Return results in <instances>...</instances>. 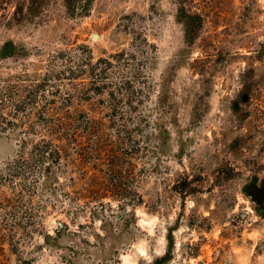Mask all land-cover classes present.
<instances>
[{"label": "rangeland", "instance_id": "374dc122", "mask_svg": "<svg viewBox=\"0 0 264 264\" xmlns=\"http://www.w3.org/2000/svg\"><path fill=\"white\" fill-rule=\"evenodd\" d=\"M59 120L79 127L85 153L46 175L28 133ZM94 144L121 157L118 176L91 167ZM111 176L124 183L109 194L133 187L141 203L89 202ZM254 178H264V0H0L7 264L167 253L163 264H264V213L244 192Z\"/></svg>", "mask_w": 264, "mask_h": 264}, {"label": "trees", "instance_id": "16d2710c", "mask_svg": "<svg viewBox=\"0 0 264 264\" xmlns=\"http://www.w3.org/2000/svg\"><path fill=\"white\" fill-rule=\"evenodd\" d=\"M190 1V0H189ZM186 14V13H184ZM191 16V14H186ZM39 87V86H37ZM245 96V98H244ZM242 101L247 102L249 98V94H243ZM41 120H45V122H50L52 120H49L48 118H40ZM69 120L73 121V119L70 117ZM62 120V119H60ZM59 120V121H60ZM64 124V121L58 122L56 128L46 130V132H35L33 134L28 133V135H38V139L31 142L29 145V150L27 151V155L30 156V159L32 160H38L40 162H43L44 164V172L46 175L48 173H51L54 166H58L59 170L61 172L66 171L67 165H79L81 162V156L84 157V153L82 152L83 144H81V130L79 127H73V128H65L62 125ZM93 131L86 130L87 135H92ZM27 135V136H28ZM26 139V138H24ZM69 148H72L74 151V155L71 154L69 151ZM95 148V154L97 156V163H94L91 165L93 169L102 170V166L99 167L97 165H106V167H110V171L115 172L113 174L118 176V170L116 169V165L120 161V156L117 154V152L110 148L109 150H106L105 152L101 151V148L99 149L98 144H94ZM19 158H22L19 156ZM16 159L15 163L19 162L20 159ZM96 165V166H95ZM108 169V168H107ZM106 173V171H104ZM48 177V176H47ZM109 178H107L108 180ZM89 185L94 187V178L89 177ZM114 181V182H113ZM105 181L102 183L104 184ZM109 185L107 186V182L99 188V190L93 191L91 195H89V202H97L98 204H103L102 200L104 198H110L111 200H117L122 201L125 204L129 205H136L141 203L142 198L141 195L135 191L133 187L130 188L129 192L125 194H109V189H112L110 186L111 183L115 187H121L123 185V181H121L120 177L111 176L109 180ZM180 183V182H179ZM187 185L188 182L186 181V178L183 180V183H181L180 187L183 191H187ZM102 190V191H101ZM264 178H262L260 181L254 178L251 180L250 183H248L245 188L244 192L249 195L254 202H256L257 206L259 207L260 213H264ZM101 191V192H100ZM184 195V194H183ZM87 198V197H86ZM7 250L8 252L15 253V245L8 240H6L5 236L0 237V264H7ZM168 253L161 255V256H155L150 264H163V262L168 258Z\"/></svg>", "mask_w": 264, "mask_h": 264}, {"label": "water", "instance_id": "95a60500", "mask_svg": "<svg viewBox=\"0 0 264 264\" xmlns=\"http://www.w3.org/2000/svg\"><path fill=\"white\" fill-rule=\"evenodd\" d=\"M93 37L94 38H98V35L97 34H93ZM244 98H245V96H244Z\"/></svg>", "mask_w": 264, "mask_h": 264}, {"label": "flooded vegetation", "instance_id": "af4514ba", "mask_svg": "<svg viewBox=\"0 0 264 264\" xmlns=\"http://www.w3.org/2000/svg\"><path fill=\"white\" fill-rule=\"evenodd\" d=\"M264 191V190H263Z\"/></svg>", "mask_w": 264, "mask_h": 264}]
</instances>
